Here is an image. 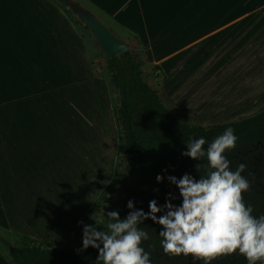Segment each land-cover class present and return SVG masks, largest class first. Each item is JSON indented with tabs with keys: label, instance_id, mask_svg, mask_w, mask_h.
Wrapping results in <instances>:
<instances>
[{
	"label": "rangeland",
	"instance_id": "374dc122",
	"mask_svg": "<svg viewBox=\"0 0 264 264\" xmlns=\"http://www.w3.org/2000/svg\"><path fill=\"white\" fill-rule=\"evenodd\" d=\"M70 2L129 44L143 63L144 80L178 119L188 117L184 123L209 128L264 110V52L257 53L260 44L264 48V0H246L235 12L190 19L182 33L180 9L186 0ZM244 11L248 15L242 22L227 24ZM28 20L23 40L27 57L18 64L13 60L9 69L12 104L0 106V264H14L10 252L24 237L46 248L72 249L82 244L85 225L101 230L109 219L106 213L120 200L126 165L118 152L114 118L119 96L109 83L97 41L55 0H28ZM221 26L218 33L194 42ZM240 27H250L252 33V54L243 63L236 58L238 46L234 56L227 40ZM190 76L199 78L197 88L206 96L194 111H187L176 95L182 79ZM259 85L255 104L227 106L232 97L225 91ZM105 188L101 207L86 215Z\"/></svg>",
	"mask_w": 264,
	"mask_h": 264
},
{
	"label": "trees",
	"instance_id": "16d2710c",
	"mask_svg": "<svg viewBox=\"0 0 264 264\" xmlns=\"http://www.w3.org/2000/svg\"><path fill=\"white\" fill-rule=\"evenodd\" d=\"M62 7H68V0H55ZM73 13V12H72ZM143 63L136 54L124 52L106 61L109 83L119 96L118 107L114 109V118L118 138V152L126 158L123 171L122 193L115 205L121 219L131 209L127 208L129 200L133 201L135 210L150 211L149 202L157 201V206L165 204L169 193L175 196L171 202L179 205V190L167 179L175 176L178 179L185 173L196 177L206 175L207 161L193 160L182 155L187 151L190 139L204 137L208 147L216 137L231 127L238 137L234 150L225 153L231 161L230 168L234 171L240 163L246 164L242 173L251 183V190L244 193L246 203L254 208L253 215H264V110L227 124H218L209 128L189 125L186 115L177 118L168 108L165 99L152 89L143 76ZM156 69H159L156 66ZM186 122V121H185ZM260 158L258 166L255 161ZM198 165V166H197ZM197 166V167H196ZM166 170V171H165ZM157 175L164 177L160 183ZM105 188L94 201L87 214L99 207L106 197ZM158 213L157 215H161ZM105 221L101 230L107 231ZM140 227L149 232L150 240L142 245L151 253L152 264H193L190 257L166 256L160 245L158 235L161 227L151 219L145 220ZM43 242H36L24 237L22 245L10 252L14 264H102L97 260L98 250L89 247L81 250L76 248H46ZM196 264H203L202 261ZM212 264H247L245 258L238 254L225 256L212 261Z\"/></svg>",
	"mask_w": 264,
	"mask_h": 264
},
{
	"label": "clouds",
	"instance_id": "9594fccd",
	"mask_svg": "<svg viewBox=\"0 0 264 264\" xmlns=\"http://www.w3.org/2000/svg\"><path fill=\"white\" fill-rule=\"evenodd\" d=\"M237 140L231 127L206 149L204 137L190 139L182 155L193 160L206 159L208 171L198 179L187 173L179 179L167 177L179 190L181 203L173 204L175 196L169 193L163 206L158 207L153 199L149 202L150 211L145 213L135 210L129 200L127 208L132 211L125 218L121 219L116 210L106 213L107 231L97 230L95 225L83 227L81 250L97 249V260L102 264H152L151 253L142 246L151 237L140 227L151 219L161 227L158 235L166 256L183 255L190 257L193 264H212L238 254L247 264H264V215H253V206L245 201L244 193L251 190L250 181L242 175L246 164L240 163L233 171L225 155L236 148ZM156 180L160 183L164 177L157 175Z\"/></svg>",
	"mask_w": 264,
	"mask_h": 264
},
{
	"label": "crops",
	"instance_id": "0c3cea01",
	"mask_svg": "<svg viewBox=\"0 0 264 264\" xmlns=\"http://www.w3.org/2000/svg\"><path fill=\"white\" fill-rule=\"evenodd\" d=\"M243 1L246 0H186L185 6L183 4V8L180 9V33L189 25L190 19H197L198 21L199 19L203 20L209 17L219 16L226 12L229 13L230 11L235 12V8L237 9V6ZM247 15V11L239 13L227 24H232L230 27H234L247 18ZM29 25L28 0H0V96L3 98V104H0V106H4V108L12 104V101L8 100V94H10L12 90V83L9 78L10 66L13 60L18 64L22 63L27 57L28 47L24 44L23 40H25ZM221 28L224 27H217L213 31L202 35L194 42L200 41L213 33H218V30ZM247 28L248 29H246V27H240L227 37L230 52H232L234 56L236 55L235 47L238 46L236 58L242 63L245 60H249L252 54V33L249 29L250 27ZM186 46H188V44ZM258 47L257 53L260 52V54H262L264 48L261 44ZM260 54L254 58H259ZM164 58H166V56ZM160 61H162V59L157 61L156 64L158 65ZM198 81L199 78L197 76H190L188 79H182L179 91L176 94L180 97L181 104L184 105L187 111L188 109H193L194 111V108L203 103L206 97L204 92L197 88ZM261 92L262 88L259 85L257 88L248 89L243 92L237 93L232 91L231 94H229V91H225L224 94L232 97L227 104L228 107H243L245 105L251 106L255 104L257 102L255 99L260 97ZM215 94L219 95L220 93L217 91ZM210 95H213V92H209L208 96ZM216 99L218 102L219 96H216ZM183 114H189V118L192 119L189 112Z\"/></svg>",
	"mask_w": 264,
	"mask_h": 264
},
{
	"label": "water",
	"instance_id": "95a60500",
	"mask_svg": "<svg viewBox=\"0 0 264 264\" xmlns=\"http://www.w3.org/2000/svg\"><path fill=\"white\" fill-rule=\"evenodd\" d=\"M68 8L83 22L97 41L103 60L108 61L130 50L129 44L117 39L91 13L77 3H68Z\"/></svg>",
	"mask_w": 264,
	"mask_h": 264
}]
</instances>
